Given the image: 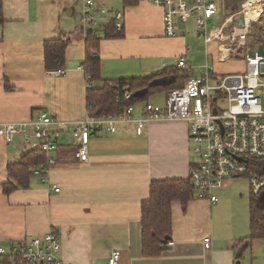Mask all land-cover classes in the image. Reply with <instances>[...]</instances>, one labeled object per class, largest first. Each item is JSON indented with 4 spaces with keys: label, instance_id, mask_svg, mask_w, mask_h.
I'll list each match as a JSON object with an SVG mask.
<instances>
[{
    "label": "crops",
    "instance_id": "crops-1",
    "mask_svg": "<svg viewBox=\"0 0 264 264\" xmlns=\"http://www.w3.org/2000/svg\"><path fill=\"white\" fill-rule=\"evenodd\" d=\"M215 1L220 13L208 21L206 33L216 27L211 23L215 18L219 25L222 12L228 16L224 0ZM95 2L123 13V28L115 32L117 37H105L112 25L94 32L101 40L91 54L100 60L103 81L158 76L167 68H177L181 57L192 69L191 75L180 70L185 83L190 77L202 76L206 66L212 70V81L239 74L214 67L234 59L246 70L239 57L223 60L217 43L206 44L199 38L193 21L179 27L174 37H166L164 9L149 1ZM1 6L0 124L27 122L41 113L62 121L85 118L86 92L91 85L85 73V40L92 31L86 32L81 25L80 7L70 0H1ZM76 13L79 19L73 27ZM58 38L67 42L63 76L51 75L44 65V41ZM195 40L203 43L204 63L193 56ZM252 46L264 47V42ZM210 47L216 52H210ZM82 65L85 71L79 70ZM142 111L143 106L137 112L134 108L132 116L139 118ZM50 133L58 147L56 164L42 176L32 177L28 188L9 194L2 188L8 165L33 149L21 138L7 143L0 137V247L54 232L60 241L56 256L65 264H108L113 251L120 252V264H264V238L243 241L249 236L251 197L248 181V190L239 182L243 178L226 181L216 189L214 205L196 198L185 208L173 202L172 245L157 257L142 256L141 205L149 198L151 183L185 180L190 175L192 147L184 121L148 123L141 136L132 123L118 125L114 134H92L85 162L75 156L70 127H54ZM206 237L211 238L208 250L202 243Z\"/></svg>",
    "mask_w": 264,
    "mask_h": 264
},
{
    "label": "built area",
    "instance_id": "built-area-1",
    "mask_svg": "<svg viewBox=\"0 0 264 264\" xmlns=\"http://www.w3.org/2000/svg\"><path fill=\"white\" fill-rule=\"evenodd\" d=\"M80 7L83 29L96 32L112 25L115 32L123 28V13L112 11L96 0H70ZM149 1L164 9V34L174 37L179 27L193 21L199 29V38L208 44L219 45L222 59L239 57L245 62L243 73L229 75L212 81L211 68L199 77H190L180 89L166 94L165 105H143L142 116L134 118V106L127 107L115 116L90 117L81 120L62 121L41 113L37 117L19 123L0 124V137L7 143L21 138L25 146L45 155V163L32 170L34 176H42L56 164L58 147L51 139L52 128L65 130L70 127L75 143V156L80 162L88 159V142L92 134L116 132L120 124L132 123L135 133L141 136L148 123L184 121L188 127L192 147L190 186L198 200L217 203L213 194L231 179L247 178L249 193L258 198L264 193V47L251 48L249 38L251 25L262 13L254 6L241 5L236 15L225 16L210 33H206L208 21L220 13L215 0H141ZM241 17L243 27L237 25ZM96 57L95 53L91 54ZM177 68L192 74L185 57L178 59ZM79 70L85 71V66ZM54 76H63L66 71L59 67L48 71ZM87 80H89L87 78ZM124 99L132 95L124 88ZM58 192V189H54ZM204 249L211 247V238L202 241ZM167 245H172L168 242ZM60 249L59 237L54 232L32 237L27 241L0 247V264H65L56 256ZM108 264H120V252L113 251Z\"/></svg>",
    "mask_w": 264,
    "mask_h": 264
},
{
    "label": "trees",
    "instance_id": "trees-1",
    "mask_svg": "<svg viewBox=\"0 0 264 264\" xmlns=\"http://www.w3.org/2000/svg\"><path fill=\"white\" fill-rule=\"evenodd\" d=\"M244 0H224L228 15H233ZM264 13V9H263ZM0 23H3L2 6L0 0ZM114 32V35H113ZM112 28H108L105 37H117ZM264 37V31L263 36ZM100 38L94 37V32H88L85 40L86 75L90 77V85L86 92V111L90 117L115 116L121 114L127 107L145 101L148 96L168 93L183 87L186 76L180 69L170 67L158 76L150 78L119 79L111 82L103 81L100 76V60L92 58L91 51L98 48ZM261 40H256L259 43ZM253 45V41L251 42ZM67 42L61 38L44 41V65L47 71L63 66L64 53ZM157 77L173 78L174 82L167 87L150 88V82ZM134 95L136 92L148 88L143 98L124 99V88ZM45 163V156L31 150L23 154L19 162L7 167L8 179L3 184V192L9 194L17 188L26 189L34 175L32 170L38 169ZM195 198L189 179H174L153 181L149 189V198L141 205V248L142 256L157 257L162 253L163 241L171 237L172 212L171 204L179 202L183 208ZM264 238V193L258 198L250 197L249 201V236L243 241L250 243L253 239ZM169 242V241H168ZM167 242V243H168Z\"/></svg>",
    "mask_w": 264,
    "mask_h": 264
},
{
    "label": "rangeland",
    "instance_id": "rangeland-1",
    "mask_svg": "<svg viewBox=\"0 0 264 264\" xmlns=\"http://www.w3.org/2000/svg\"><path fill=\"white\" fill-rule=\"evenodd\" d=\"M245 1L246 0H244L241 3V5H243V3ZM256 4H255V6H260L261 7L262 13L259 15L258 21L251 25L249 38H250V41H253V46H254V43H256V40H258V39L261 40L260 42H264V37H262L263 36V30L262 29L264 28V13H263L264 0H256ZM72 17L74 19L72 20L71 23L73 24V27H74L76 25L77 20L79 19L78 18V14L76 13L75 15H72ZM218 20H219L218 18H215V20H213L211 23H213V24L216 23L217 24ZM259 23H260V26H259ZM216 24H215V26L218 25V24L217 25ZM255 45H257V44H255ZM191 50L193 52V56H195V58L199 62L203 61V63H204L205 50H204L203 43L201 41L199 42V41L195 40V45H194V47ZM208 50L210 52H212V53L213 52L215 53L217 49H214V48L210 47V49H208ZM210 63H212L211 60H210ZM214 67H216L217 69L218 68L227 69V70L230 71L228 73H233V72H231L232 70L236 71V73H242L243 70H244L243 67H242V64L239 62V59H234L232 62H227L226 64H223V65H221V64L220 65H214ZM221 69H218V70H221ZM147 100L154 102L153 105H155V106L163 107L164 103H165V95H164V93L153 94V95L148 96ZM145 101L136 103V105L134 107L135 108V112H137L138 109L142 108V106L146 103ZM239 182H240L242 187H244V188H246L248 190L247 178L240 179Z\"/></svg>",
    "mask_w": 264,
    "mask_h": 264
},
{
    "label": "water",
    "instance_id": "water-1",
    "mask_svg": "<svg viewBox=\"0 0 264 264\" xmlns=\"http://www.w3.org/2000/svg\"><path fill=\"white\" fill-rule=\"evenodd\" d=\"M237 25L238 27L242 28L243 27V23H242V18L239 17L238 18V21H237ZM261 54L264 55V53L262 52V49L260 51ZM171 83H173V80L171 78H166V77H163V78H157V79H154L150 84H149V87L150 88H157V87H166V86H169ZM148 93V88H145L141 91H138L136 92L133 97L134 98H143L146 96V94ZM170 239L169 238H166L164 241H163V245H162V250H166L168 248L167 246V242L169 241Z\"/></svg>",
    "mask_w": 264,
    "mask_h": 264
},
{
    "label": "bare ground",
    "instance_id": "bare-ground-1",
    "mask_svg": "<svg viewBox=\"0 0 264 264\" xmlns=\"http://www.w3.org/2000/svg\"><path fill=\"white\" fill-rule=\"evenodd\" d=\"M255 4H256V0H249L246 2L245 5H247V6L251 5V6H254V8H256V9H259V6H255Z\"/></svg>",
    "mask_w": 264,
    "mask_h": 264
}]
</instances>
